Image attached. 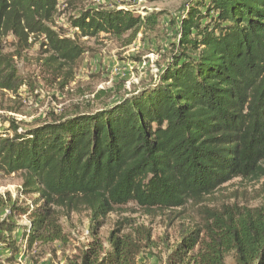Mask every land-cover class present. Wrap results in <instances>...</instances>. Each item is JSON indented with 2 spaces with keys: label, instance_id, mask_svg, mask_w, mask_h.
Segmentation results:
<instances>
[{
  "label": "trees",
  "instance_id": "obj_1",
  "mask_svg": "<svg viewBox=\"0 0 264 264\" xmlns=\"http://www.w3.org/2000/svg\"><path fill=\"white\" fill-rule=\"evenodd\" d=\"M85 1L0 0V94L35 91L16 60L32 37L44 38L45 65L55 79L65 74V88L86 49L54 29L62 5L83 38L136 35L163 16ZM172 24L180 37L148 88L110 108L52 114L37 126L10 119L0 135V178L20 175L22 185L17 197L0 195V264L66 244L61 218L82 211L90 213L91 240L66 264H138L155 247L151 229L124 217L103 239L109 215L135 204L159 216L236 178H264V0H189ZM179 237L165 264H227L229 257L264 264V205L206 210L200 221L183 223Z\"/></svg>",
  "mask_w": 264,
  "mask_h": 264
},
{
  "label": "rangeland",
  "instance_id": "obj_2",
  "mask_svg": "<svg viewBox=\"0 0 264 264\" xmlns=\"http://www.w3.org/2000/svg\"><path fill=\"white\" fill-rule=\"evenodd\" d=\"M188 3L189 0H86L85 7H125L138 11L142 16L150 11L162 12L163 16L155 29H144L136 35L128 33L115 37L101 34L98 37L84 38L71 26L62 5V15L56 19L54 29L62 37L75 40L86 52L66 79L67 84L62 90L60 85L64 82L65 74H60L55 79L53 75L56 74L45 65L48 55L44 54V38H30L31 47L16 60L19 74L35 80V91L24 86L19 97L8 93L0 94V135L8 131L10 119L22 128L37 126L52 114L93 113L110 108L148 88L157 80L159 71L165 65L170 54V44L177 42L180 37V33H177L179 27L173 25L172 21L178 20ZM12 40L10 38V44ZM10 50L13 51V48ZM21 185L20 175H2L0 195L11 194L17 197ZM262 205L264 178H236L200 202L191 201L185 208L170 210L159 216L147 215L135 204H130L125 208L128 212L108 216L104 227L100 229V236L106 239L118 220L132 218L137 225L151 229L155 242V247L148 252L147 257H141L138 264H165L167 249L179 242L183 223L191 225L194 221H200L206 210L246 211L261 208ZM90 220L88 211L61 218L68 237L67 243L55 242L39 246L30 254L20 255L21 264H66V256L76 253V249L91 240ZM22 223H26L25 218H22ZM227 264H234L232 257L227 259Z\"/></svg>",
  "mask_w": 264,
  "mask_h": 264
},
{
  "label": "built area",
  "instance_id": "obj_3",
  "mask_svg": "<svg viewBox=\"0 0 264 264\" xmlns=\"http://www.w3.org/2000/svg\"><path fill=\"white\" fill-rule=\"evenodd\" d=\"M130 1V0H129ZM136 1H138V2H144V1H146V0H136ZM120 8H125V7H120ZM159 73H160V71H159Z\"/></svg>",
  "mask_w": 264,
  "mask_h": 264
}]
</instances>
